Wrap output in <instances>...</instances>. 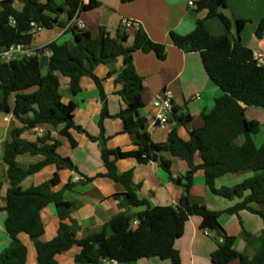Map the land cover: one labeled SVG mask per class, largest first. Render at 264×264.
I'll return each instance as SVG.
<instances>
[{"label":"trees","instance_id":"trees-1","mask_svg":"<svg viewBox=\"0 0 264 264\" xmlns=\"http://www.w3.org/2000/svg\"><path fill=\"white\" fill-rule=\"evenodd\" d=\"M21 1L23 7L18 10L13 6L14 0H0V47L7 48L17 43L30 45L34 36L31 21L48 30L65 28L72 33L73 41H51L36 48L39 54L46 49L52 52L46 73L41 72L38 56H24L0 63V113L9 112V99L14 95L13 113L21 123V126L12 129L11 138L4 148L3 161L7 166L10 186L6 192V205L0 206V210L6 212L3 225L10 242L0 251V264H26L28 250L18 236L20 233L28 235L32 241L37 264H59L56 255L74 245L81 248L75 260L82 263H98L101 259L123 263L157 257L169 260L170 264H180L175 240L183 233L192 216L201 218L202 230L212 232L216 248L211 253V260L215 264H232L234 260H238V264H264V226L253 240L255 253L249 258L234 248L236 238L228 235L218 221L222 212L237 215L247 210L260 216L264 224V212L252 206L264 202V143L257 146L252 139V135L260 131L261 124L245 116L246 106L264 108V65L257 63L253 51L242 45L237 36L231 41L227 35H213L204 25L206 18L217 17L226 29H230L232 21L219 11L220 7L227 6V0H198L197 10H205L206 14L196 20L194 29L187 34L170 32V40L175 46L184 51L200 53L207 75L223 93L215 98L211 110L203 114V125L189 132L188 140L182 139L177 126L173 125L164 142H154L146 132L141 131L144 120L137 117V111L143 106V78L135 69L132 54L135 51L153 52L158 59L163 60L166 57V44L151 40L141 27L136 28L131 45L125 44L124 31H117L115 36H111L100 26L97 34L92 35L86 29L67 27L78 10L81 12L97 7L99 3L95 0H90L88 4L81 3V0H64L61 4L54 0ZM233 23L239 34L246 20L234 18ZM263 30L264 20H261L256 36L261 37ZM118 57L124 59V65L115 82L123 85L118 94L126 107L110 115L104 106L99 120L100 134L98 137L88 136L100 143L106 172L99 176L109 177L124 185L125 191L116 194L115 198L119 207L125 209L113 215L100 229L77 238L81 226L71 213L78 203L67 200L65 192L76 184L91 181L93 177H84L77 182L69 180L60 190L53 191L52 187L59 182L55 173L38 185L22 188L21 182L27 176L48 164L78 170L68 157L58 153V140L50 139L46 133L32 141L24 138L22 133L39 124L54 127L63 125L60 134L74 144L69 131L84 130L74 121L75 104L62 101L58 74L69 79L72 94L81 90V77L89 75L104 97L94 69L100 64H114ZM30 88L33 90L26 91ZM106 117L122 120L123 132L136 135V149L121 151L105 146L103 120ZM172 117L176 118L178 124H185L189 120V116L177 115L175 108ZM239 137L244 138L242 143H238ZM160 152L182 157L188 165L185 173L173 176L170 160L160 157V165L168 173L169 179L182 189L175 206H151L146 199L138 196L139 184L132 181L133 171L119 172L116 168V160L120 158L134 157L138 162L145 163L157 160ZM23 153L42 155L43 159L22 167L16 157ZM198 170H203L206 185L214 193L229 198L237 196L240 201L223 211L191 204L188 195L193 176ZM244 170L251 171L252 175L230 189L212 187L217 177ZM1 188L0 181V191ZM49 203L55 204L60 222L56 236L49 241H42L44 225L40 212ZM137 207L144 209L131 212L130 209ZM135 219L138 223L132 226ZM108 229L112 232L110 235Z\"/></svg>","mask_w":264,"mask_h":264},{"label":"crops","instance_id":"crops-1","mask_svg":"<svg viewBox=\"0 0 264 264\" xmlns=\"http://www.w3.org/2000/svg\"><path fill=\"white\" fill-rule=\"evenodd\" d=\"M39 1L46 2L47 0ZM54 1L61 4L64 0ZM95 1L99 3L97 7L81 11L79 14L84 29L90 31L92 35L97 34L100 26L104 27L111 36H115L117 31H124L126 34L125 44L131 45L136 28L122 27L121 25L123 19H129L138 21L139 27L148 34L151 40L166 44V57L163 60L158 59L153 52L135 51L132 54L135 69L143 78L141 90L143 106L137 111V117L144 120V128L141 131L146 132L154 142H164L173 125L177 126L180 137L188 140L189 132L203 125V114L211 110L215 98L220 96L223 91L207 75L200 53L184 51L175 46L170 40V32L179 34L191 32L195 27L196 20L199 17H204L206 11L197 10L198 0ZM189 1H193L194 4L189 5ZM89 2L90 0H86L85 4ZM13 6L20 10L23 7V2L14 0ZM219 11L232 21L230 29H226L217 17H211L204 20L207 30L213 35H227L231 41L237 36L242 45L250 48L253 53H261L264 57V30L261 37L256 36L257 26L261 20H264V0H227V6L220 7ZM234 18L246 20L239 34L236 33ZM51 41L70 43L73 41V35L69 30L61 27L44 29L34 34L30 46L43 47ZM49 57L50 55L43 52L38 56L42 73L47 72ZM123 65L124 59L118 57L114 64H100L95 67L94 74L100 79L104 97L101 96L95 81L89 75L81 77V90L72 94L69 90V79L58 74L62 101L75 104L74 121L84 130L71 129L69 131L74 144L68 137L60 134L63 125L54 127L49 124H39L22 133L24 138L32 141L46 133L50 139L58 140L60 142L57 148L58 153L68 157L78 169L75 171L63 166L48 164L27 176L21 182L22 188L38 185L50 179L55 173L59 177V182L52 187L53 191L60 190L69 180L77 182L84 177H93L91 181L76 184L71 190L65 192L67 200H75L78 203L71 213L81 226L77 232V238L85 236L89 231L100 229L113 215L125 209L119 207L118 200L115 198L116 194H122L125 191L124 185L109 177L99 176L106 172L101 158L100 143L99 140H93L88 136L89 134L98 137L100 134L99 120L104 106L110 115H115L126 107L118 94L123 85L115 82ZM165 89L171 90L173 94L177 115L189 116V120L185 124H178L176 118L171 117L167 126L153 125L151 101L154 96L161 94ZM31 90L33 88L26 91ZM197 94H199V98H196ZM9 103V112L0 113L1 207L6 205V192L10 186L7 166L3 161L5 143L11 138L12 129L21 126L19 119L13 113L14 95L10 96ZM248 107L256 106H246L245 116L248 119H252L248 116V112H259L264 117L263 111H254ZM103 127L107 148H118L121 151L136 149V135L123 132V122L120 118H104ZM256 134L252 135V139L257 146H260L264 143V138L260 139V143L257 144L255 142L258 137ZM237 141L242 143L244 138L239 137ZM160 157L170 160V171L173 176L183 174L188 170L187 162L182 157L173 156L169 152H160L157 160L145 163L138 162L134 157L120 158L116 160V168L119 172L129 169L133 171L132 181L134 184H139L138 196L146 199L151 206H175L182 195V189L169 179L168 173L160 165ZM42 159V155L30 153H23L16 157V161L22 167H27ZM251 175L252 172L249 170L225 173L215 179L212 187L214 189H230ZM188 198L191 204L203 205L216 211H223L240 201L237 196L229 198L214 193L206 185L203 170L195 172ZM252 206L264 212V202L252 204ZM143 209L144 207H137L130 210L137 212ZM40 217L44 225L41 240L49 241L56 236L60 222L55 204H47L41 210ZM5 218L6 212L0 210V251L10 242L9 235L3 225ZM218 221L228 235L236 238L234 248L252 258L255 253L253 240L261 233L264 226L260 216L247 210H242L237 215L222 212ZM200 222L199 216L190 217L183 233L178 235L175 240V247L180 253V264H215L211 260V253L216 248V242L212 234H204V230L200 228ZM107 232L109 235L112 233L110 229ZM18 236L28 250L26 264H37L35 248L28 235L20 233ZM80 249L78 245H74L69 250L57 254V262L59 264H111L110 259H101L98 263L78 262L75 260V256L80 252ZM117 264H170V261L152 257ZM232 264H238V260H234Z\"/></svg>","mask_w":264,"mask_h":264},{"label":"built area","instance_id":"built-area-1","mask_svg":"<svg viewBox=\"0 0 264 264\" xmlns=\"http://www.w3.org/2000/svg\"><path fill=\"white\" fill-rule=\"evenodd\" d=\"M86 0H81V3L85 4ZM193 1H189V5H193ZM80 11L78 10L73 18L69 21L67 27H75L78 30L84 29L83 22L79 19ZM13 23L14 21L11 20ZM122 27H139L138 21H133L129 19H123L121 21ZM31 32L36 34L45 28H43L40 24L31 21ZM48 55H51V50L46 49L43 51ZM42 54V53H40ZM35 47H31L30 45H25L21 43L13 44L7 48L0 47V63H8L14 60H17L21 57H30V56H39L40 55ZM254 58L256 59L259 65H264V57L261 53L256 52L253 53ZM196 98H199V94L196 95ZM151 106L153 110V125L164 127L169 124V121L174 113V97L169 89H165L161 94H157L153 97L151 101ZM77 180V179H74ZM138 223V220L135 219L132 221V226H135ZM205 235H211L212 232L208 229H204ZM111 264H117L115 260H110Z\"/></svg>","mask_w":264,"mask_h":264},{"label":"rangeland","instance_id":"rangeland-1","mask_svg":"<svg viewBox=\"0 0 264 264\" xmlns=\"http://www.w3.org/2000/svg\"><path fill=\"white\" fill-rule=\"evenodd\" d=\"M248 109H253L254 111H263L264 112L263 108L248 107ZM248 116H250L253 120L258 121L261 124L260 131L256 134V136H258V137L255 139V142L258 144V143H260L259 140L264 138V117L259 112H253V113L248 112Z\"/></svg>","mask_w":264,"mask_h":264}]
</instances>
